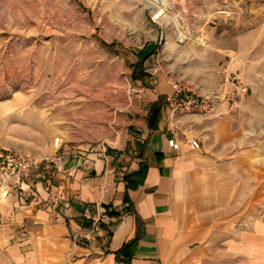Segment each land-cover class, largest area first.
Returning <instances> with one entry per match:
<instances>
[{
    "label": "rangeland",
    "instance_id": "1",
    "mask_svg": "<svg viewBox=\"0 0 264 264\" xmlns=\"http://www.w3.org/2000/svg\"><path fill=\"white\" fill-rule=\"evenodd\" d=\"M167 2L156 19L144 0H0V148L44 161L33 178L56 171L61 149L122 133L140 107L132 67L147 55L146 71L171 89L212 93L237 76L248 93L221 102V115L230 146L248 154L221 160L242 183L235 198L252 196L242 223L264 217V0ZM0 264H12L4 244Z\"/></svg>",
    "mask_w": 264,
    "mask_h": 264
},
{
    "label": "crops",
    "instance_id": "2",
    "mask_svg": "<svg viewBox=\"0 0 264 264\" xmlns=\"http://www.w3.org/2000/svg\"><path fill=\"white\" fill-rule=\"evenodd\" d=\"M138 85L140 107L122 133L61 149L56 171L28 179L30 193H0V245L12 264H264V217L242 223L252 196L243 203L229 190L242 183L226 178L221 157L248 150L230 146L234 125L221 115V103L207 117H172L165 107L152 131L149 105L172 89L165 79ZM187 137L201 148L185 144ZM143 162L144 180L127 190L125 175ZM132 242L131 260H117Z\"/></svg>",
    "mask_w": 264,
    "mask_h": 264
},
{
    "label": "built area",
    "instance_id": "3",
    "mask_svg": "<svg viewBox=\"0 0 264 264\" xmlns=\"http://www.w3.org/2000/svg\"><path fill=\"white\" fill-rule=\"evenodd\" d=\"M173 92L166 97V109L170 116L200 115L210 116L216 112L221 102L228 101L236 106L238 99L248 93V88L237 76H232L214 92L203 94L189 84L176 80L171 83ZM173 149H179L175 139L169 141ZM185 144L194 150L201 148L195 138H186ZM29 154H18L10 149L0 148V193H30L28 183L30 175L40 169L44 163Z\"/></svg>",
    "mask_w": 264,
    "mask_h": 264
},
{
    "label": "trees",
    "instance_id": "4",
    "mask_svg": "<svg viewBox=\"0 0 264 264\" xmlns=\"http://www.w3.org/2000/svg\"><path fill=\"white\" fill-rule=\"evenodd\" d=\"M107 48L111 49L112 46H109ZM150 56L151 55H147L143 59L138 60V62L135 63L132 67V80L135 83L141 84L145 88H150V83L153 81L152 75H150L145 69V62ZM165 107H166L165 96H160L155 103L149 105L146 121L150 130L152 131L158 130V126L162 120V113ZM146 173H147V166L143 162L138 172L125 175L124 180L127 182V190L136 189L144 180ZM125 200L128 202L127 196ZM111 216L119 217L120 214L115 212L112 213ZM135 245L136 243L132 242L124 246L123 249H121V251H119V253L117 254V260L120 255H125V260L130 261L132 258V251Z\"/></svg>",
    "mask_w": 264,
    "mask_h": 264
},
{
    "label": "bare ground",
    "instance_id": "5",
    "mask_svg": "<svg viewBox=\"0 0 264 264\" xmlns=\"http://www.w3.org/2000/svg\"><path fill=\"white\" fill-rule=\"evenodd\" d=\"M146 2V5L150 7V9L155 11L156 19L162 18L166 11L163 8L164 5H167V0H144ZM170 21L175 25L178 26L179 22L176 17H171ZM60 143V139H56L54 142V148H58Z\"/></svg>",
    "mask_w": 264,
    "mask_h": 264
}]
</instances>
